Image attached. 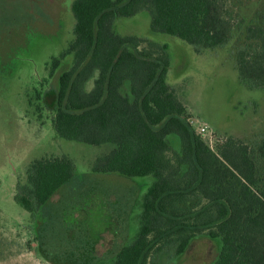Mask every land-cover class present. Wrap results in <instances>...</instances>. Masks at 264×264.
Returning <instances> with one entry per match:
<instances>
[{
    "label": "trees",
    "instance_id": "16d2710c",
    "mask_svg": "<svg viewBox=\"0 0 264 264\" xmlns=\"http://www.w3.org/2000/svg\"><path fill=\"white\" fill-rule=\"evenodd\" d=\"M141 11L150 15L153 33L176 37L197 54L227 45L236 28L223 0L72 3L75 38L52 59L50 70L54 74L73 56L72 67L59 78L55 133L67 141L116 147L95 161L94 174L154 178L142 196L138 231L114 264H155L152 256L169 248L180 256L203 234L222 242L213 264H264V186L256 161L257 154L264 159V141L256 151L229 138L213 150L195 134L185 105L167 83L168 46L114 30L116 19ZM245 40L236 55L239 78L264 88V17L246 28ZM170 136L181 146L174 161L167 156ZM75 171L67 156L33 161L26 183L17 184L16 204L34 216L72 182ZM192 199L198 203L185 209Z\"/></svg>",
    "mask_w": 264,
    "mask_h": 264
},
{
    "label": "rangeland",
    "instance_id": "374dc122",
    "mask_svg": "<svg viewBox=\"0 0 264 264\" xmlns=\"http://www.w3.org/2000/svg\"><path fill=\"white\" fill-rule=\"evenodd\" d=\"M223 1L236 28L227 45L211 52L197 54L176 37L153 33L146 11L116 19L114 30L168 46L167 83L188 110L186 121L195 134L201 125L208 128L206 137L198 136L211 149L231 138L257 151L264 141V88L240 80L236 55L247 45L246 28L263 22L264 0ZM73 2L0 0V264H114L138 231L142 196L154 182L151 176L94 174L95 161L116 147L67 141L55 133L59 78L72 67L73 56L54 74L50 70L52 59L74 41ZM93 83L94 78L86 89ZM167 143L174 161L181 153L179 139L170 136ZM61 156L72 160L75 177L32 216L14 201L17 184L26 183L33 161ZM256 161L264 186V159L257 154ZM197 203L192 199L184 208ZM221 248L220 239L203 234L184 254L169 248L151 260L213 264Z\"/></svg>",
    "mask_w": 264,
    "mask_h": 264
},
{
    "label": "built area",
    "instance_id": "2783aa9c",
    "mask_svg": "<svg viewBox=\"0 0 264 264\" xmlns=\"http://www.w3.org/2000/svg\"><path fill=\"white\" fill-rule=\"evenodd\" d=\"M208 128H206L204 125H201L200 127H198V129H196V134L202 137H206L205 135L207 134Z\"/></svg>",
    "mask_w": 264,
    "mask_h": 264
},
{
    "label": "crops",
    "instance_id": "0c3cea01",
    "mask_svg": "<svg viewBox=\"0 0 264 264\" xmlns=\"http://www.w3.org/2000/svg\"><path fill=\"white\" fill-rule=\"evenodd\" d=\"M207 51H210V50H207ZM211 52V51H210ZM187 112H188V110H187ZM76 172V171H75ZM76 174V173H75ZM71 183V182H70ZM15 201V200H14Z\"/></svg>",
    "mask_w": 264,
    "mask_h": 264
}]
</instances>
